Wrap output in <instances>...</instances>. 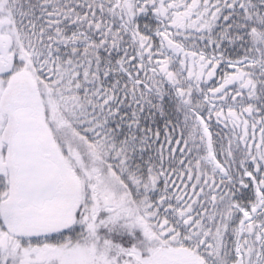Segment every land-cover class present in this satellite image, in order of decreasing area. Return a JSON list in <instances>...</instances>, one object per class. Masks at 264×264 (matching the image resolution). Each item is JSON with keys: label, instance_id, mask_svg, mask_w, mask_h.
Wrapping results in <instances>:
<instances>
[{"label": "snow or ice", "instance_id": "6c2138e0", "mask_svg": "<svg viewBox=\"0 0 264 264\" xmlns=\"http://www.w3.org/2000/svg\"><path fill=\"white\" fill-rule=\"evenodd\" d=\"M0 264H264V0H0Z\"/></svg>", "mask_w": 264, "mask_h": 264}]
</instances>
